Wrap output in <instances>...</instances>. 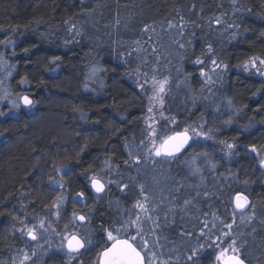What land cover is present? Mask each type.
Wrapping results in <instances>:
<instances>
[{
  "label": "trees",
  "instance_id": "16d2710c",
  "mask_svg": "<svg viewBox=\"0 0 264 264\" xmlns=\"http://www.w3.org/2000/svg\"><path fill=\"white\" fill-rule=\"evenodd\" d=\"M262 33L264 0H0V264L30 249L22 228L48 218L62 194L57 231L92 242L79 255L51 246L31 264H96L111 243L102 229L134 213L148 249L166 264H193L197 249L198 264H218L232 240L246 263L264 264V170L246 147L264 145V78L242 66L264 58ZM173 35L172 51L144 42ZM145 59L169 76L164 109L173 130L203 124L212 136L146 164L129 155L146 136V100L133 84ZM24 95L28 109L18 101ZM92 176L106 186L102 196L92 193ZM237 193L248 197L247 210L235 209ZM73 213L88 219L72 222Z\"/></svg>",
  "mask_w": 264,
  "mask_h": 264
},
{
  "label": "snow or ice",
  "instance_id": "6c2138e0",
  "mask_svg": "<svg viewBox=\"0 0 264 264\" xmlns=\"http://www.w3.org/2000/svg\"><path fill=\"white\" fill-rule=\"evenodd\" d=\"M219 23V20H217ZM264 35V33H262ZM5 45L12 43L11 40L3 41ZM183 47V45H181ZM211 51V48H209ZM25 53H27L29 50L26 48L24 49ZM15 54V53H14ZM60 57L56 56L54 57L50 63L55 64L57 60H59ZM197 64L203 63L202 60L197 59L195 61ZM0 64H6V61H4L3 55L0 54ZM212 64L216 67L212 69L213 73H216V68H219L220 65L217 64L216 60H212ZM243 69L245 72L249 71L250 68L255 70V74L264 76V58L260 56H252L249 59L245 60L243 62ZM225 68H227V65H224ZM54 70V69H53ZM99 71L96 68L92 69L93 75ZM9 75L11 73L9 72ZM147 74H145L146 76ZM206 73L202 70L201 76H205ZM217 76H219V73H216ZM26 81H21V83H24ZM208 82H214L212 81V76L208 75L207 79L205 81ZM138 86L143 88V85L139 84V81L137 80ZM169 83L168 78L165 77L162 80H157L155 76L152 77V95L149 96V103L150 106L148 107V112H153V108L158 103L161 107L164 104L163 95L166 93V85ZM253 95H256V93H253ZM7 96V93H5V97ZM20 100L24 104L25 107H31L33 106V101L29 99L28 96H21ZM229 105H231V101H228ZM13 107L16 109H19L20 105L16 102H13ZM161 116L163 113H160ZM6 115L4 112H0V116ZM152 119V118H149ZM167 119V118H166ZM175 118H171L169 120V123H174ZM155 121L153 123H148L147 128L148 131V137L149 139V146L148 147V154L150 156H154L156 158H160L161 160H169L175 158L181 151L184 150L186 146L189 145V141L193 139V135L197 137H201L205 140L212 139V136L210 135L211 129L208 131H204V125L201 124L199 126L200 130H197V128L192 127L191 125L184 127L182 130H172L168 131L163 126L160 130H158L156 127H154ZM225 123H231V120L226 121ZM247 130V129H245ZM143 144L144 142L141 141ZM235 147L234 144H227V148L229 150L233 149ZM248 150L252 153H256L257 156L260 157L259 164L261 168H264V145H261L259 148L257 145H249ZM231 155V152L228 153ZM131 156L132 154L129 153ZM155 162V161H153ZM137 163H139V159H137ZM59 171V170H58ZM91 185L92 188L97 192L101 193L105 190L104 183L101 182L100 179H98L96 176H92L91 178ZM60 187H63V185H60ZM124 187H127L125 185ZM77 195H79L81 198L84 197V193L80 192ZM141 195H143V186H141ZM148 197L144 196V200L147 201ZM61 198L57 197L56 201L53 202V207L56 209L60 208ZM249 205L248 197L237 193L235 196V207L236 209L243 210ZM134 208L140 209L142 213H144V217L147 220H152V217L148 214L149 208L145 206V203H142L141 201L137 200V202L134 205ZM54 215L59 218L60 212L57 210ZM135 219H132L131 216L128 217V219H125L121 223V227L114 228V229H102L106 233V239L107 241H110L111 243H105L101 246L100 251L97 253V259L96 264H157L159 261V264H166V262L159 260V257L155 251H151L148 249V241L144 239V237L141 235L144 232L143 227V221L141 218L140 213H134ZM88 219L85 215H79L77 216L75 213H73L72 222H75L76 220H79L81 223L85 222ZM215 226V225H213ZM40 227L43 228L44 224L43 221H41ZM226 227L231 228V225H226ZM135 229V234L131 233V229ZM123 233V234H122ZM28 236L32 240H37L38 236L37 233L29 228L28 229ZM203 234V233H202ZM224 235H228L227 233H224ZM141 238L142 243L137 244L136 240L137 237ZM65 241H67L66 246L69 253H79L81 249L85 247V244H91V239L87 237H81L76 233H71L70 235H66L63 238ZM201 248L203 245L200 246ZM198 249L194 250L191 255H189L188 259L190 261H193V264H198V261L193 260V257L197 255ZM35 255V252L32 253ZM29 256L27 253L23 254V260L21 261V264H24V261L28 260ZM218 264H245V261L241 259L239 255V248L236 246V241L232 240L231 243L227 247L220 248L218 254L215 257Z\"/></svg>",
  "mask_w": 264,
  "mask_h": 264
},
{
  "label": "rangeland",
  "instance_id": "374dc122",
  "mask_svg": "<svg viewBox=\"0 0 264 264\" xmlns=\"http://www.w3.org/2000/svg\"><path fill=\"white\" fill-rule=\"evenodd\" d=\"M178 36H166V39L161 38V39H156L153 38L151 39V41L149 42V40H144L145 44L148 45L150 48L152 47L153 49H155V44H157L160 48L167 50V51H172L173 47H176V45L178 46ZM175 51H173L172 53H174ZM157 60V58H156ZM155 60V61H156ZM145 61H147V59H145ZM155 61L149 63L147 65H140L136 68V70L133 72V84L137 87V89L142 93V95L144 96L145 100H146V114H145V118H144V124H145V140L144 143L141 145H138L136 147L132 148V158L135 162H137V159H143L144 164H146L148 161L155 159L156 157L154 156H150L148 154V147L149 146V139L150 137H148V131L149 129L147 128V124L148 123H153V121H155L154 123V127H156L158 130L161 129V127L163 126L165 129H167L168 131H172L175 127V123H169V120L171 118H173L172 116H169L164 107H165V97L166 94L168 93L169 90V83L166 85V93L162 94L163 95V99H164V104L161 107L158 103L156 104V106L153 108V112L149 113L148 112V107L150 106L149 103V96L152 95V77L155 76V78L157 80H162L165 77L168 78L169 81V76L168 74L164 71L160 72L158 71L156 65H155ZM3 66L0 67V69H2ZM254 73L255 70L251 69ZM3 71V70H2ZM183 72H181V75ZM145 74H147L145 76ZM178 74H180V72H176L175 75L177 76ZM260 76V75H259ZM262 78H264V76H260ZM90 79H93V76H89ZM137 80L139 81L140 85H143V88L138 86ZM192 97H194L193 95H191ZM19 104H20V98L18 99ZM11 103L13 104L12 100ZM160 113H163V115L161 116ZM152 118V119H149ZM167 118V119H166ZM192 140H205L201 137H197L195 135H193V139ZM257 156V155H256ZM258 159L260 160V157L257 156ZM59 185V184H58ZM61 198V203L63 204L65 201V195L62 194L60 196ZM59 210L53 207V211L50 213L48 218H39L36 219L34 224H29L28 226H24L23 229V234L24 236H27L28 234V229L31 228L33 229L38 236V239L34 242L31 243V247L30 249L25 248L22 249L18 252H15L14 254H12V258L11 261L8 262V264H21V261L23 260V254L27 253L29 256V259L24 261V264H31V261L33 259V257H35L37 259V263H40L44 256L43 254L47 253V249H50L51 246H53L54 248L58 247V244H64L65 240L63 239L64 236L66 235H70L73 232H58L57 231V227H55V225L58 222V218L54 215V213ZM41 221H43L44 227L41 228L40 224ZM35 252V255H33L32 253ZM40 261V262H39Z\"/></svg>",
  "mask_w": 264,
  "mask_h": 264
},
{
  "label": "water",
  "instance_id": "95a60500",
  "mask_svg": "<svg viewBox=\"0 0 264 264\" xmlns=\"http://www.w3.org/2000/svg\"><path fill=\"white\" fill-rule=\"evenodd\" d=\"M24 96H25V95H24ZM29 99H30V98H29ZM21 105H22L23 108H26V109L30 108V107H25L24 104L22 103V101H21ZM190 143H191V140L189 141V145H190ZM189 145L186 146V147L184 148V150L181 151L177 156H179L180 154H182V153H183V152L189 147ZM249 152H250V151H249ZM177 156H176V157H177ZM262 169L264 170V168H262ZM101 182H102V181H101ZM102 183H103V182H102ZM90 187H91L92 193L95 194L96 196H102V195L105 193V191H106V186H105V190H104L103 192H101V193H97V192L92 188L91 183H90ZM77 199H78V200H81L82 198H81L79 195H77ZM84 203H85V202H83V204H84ZM234 207H235V198H234ZM248 207H249V205H248ZM248 207H246V208L243 209L242 211L247 210ZM235 209H236V207H235ZM236 210L239 211V212H242V211L239 210V209H236ZM77 222H78V224H80V225L84 224V222L81 223L79 220H77ZM27 238H28V240H29L31 243H34V242L36 241V240H32L28 235H27ZM66 243H67V241L65 242V245H66ZM64 249H65L66 253L69 254V255H77V254L82 253V252L85 250V247H84L83 249H81L79 253H69L68 250H67V247H66V246H64ZM245 264H248V263L245 262Z\"/></svg>",
  "mask_w": 264,
  "mask_h": 264
},
{
  "label": "flooded vegetation",
  "instance_id": "af4514ba",
  "mask_svg": "<svg viewBox=\"0 0 264 264\" xmlns=\"http://www.w3.org/2000/svg\"><path fill=\"white\" fill-rule=\"evenodd\" d=\"M83 225V224H82ZM77 234V233H76ZM66 242V241H65ZM64 245H65V243H64ZM77 255H79V254H77Z\"/></svg>",
  "mask_w": 264,
  "mask_h": 264
}]
</instances>
